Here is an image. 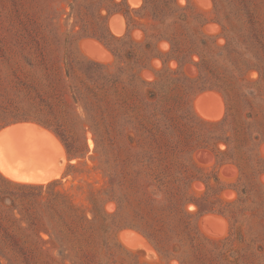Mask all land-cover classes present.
I'll return each instance as SVG.
<instances>
[{
    "label": "rangeland",
    "instance_id": "1",
    "mask_svg": "<svg viewBox=\"0 0 264 264\" xmlns=\"http://www.w3.org/2000/svg\"><path fill=\"white\" fill-rule=\"evenodd\" d=\"M32 116L61 122L70 152ZM16 120L65 150L32 125L60 146L54 173L11 177L6 143L28 133L8 127L3 175L56 182L103 255L39 243L53 195L0 176V264H264V0H0V128ZM128 224L163 254L126 248Z\"/></svg>",
    "mask_w": 264,
    "mask_h": 264
},
{
    "label": "trees",
    "instance_id": "2",
    "mask_svg": "<svg viewBox=\"0 0 264 264\" xmlns=\"http://www.w3.org/2000/svg\"><path fill=\"white\" fill-rule=\"evenodd\" d=\"M106 45H108V43H106ZM114 54L115 56L118 57V54L116 52ZM90 63L93 66L99 65L98 62H94V61H90ZM68 73L69 72H66L67 78L70 77ZM48 87L51 90L52 88L51 80H50V85ZM156 95L157 94L153 93L152 97L155 98ZM74 98H76L77 102L79 103V97L77 96L76 93H75ZM82 104H83V107L86 108V110H88L89 112L87 103L83 102ZM28 118H33L43 124L50 126L60 136V138L65 143L68 151L70 152V146H69L66 134H65V130L63 126L61 125V122H59L58 120L47 121L37 116H32ZM55 184L56 182L50 183L47 187H44L43 185H35V186L18 185V187L25 188V189H34V190L39 189L41 193L47 190L50 195H53V196H40L42 197L40 201L44 202L45 204L44 205V212L46 213L45 220L47 221V223H49L52 226V228L49 229L48 227H45L46 230H41L40 232L46 233L48 235V238L43 236V234L42 236L39 234L37 238L38 242L41 243L42 245H48V244H53L54 246L58 245L60 248L63 247L64 245L71 244L72 246V244H74V246H76L77 249L81 251L82 256H84L82 251H84L86 247L93 246L95 248L94 254L97 257L102 258L103 250L99 246V241H98L99 238L100 239L102 238V235L99 234L97 230H95L94 226L88 225L89 220L87 219V217L84 215V213L81 211L80 208L76 207L70 201V199H68L66 196H61V194L58 191L54 190ZM1 199H2V202H5L7 198L6 196L5 197L2 196ZM9 201H10L9 206L13 205L14 199L9 198ZM24 220L27 221L28 229H29V226L32 227V224L29 223L27 219H24ZM103 224L106 225L104 222ZM129 226L136 227L140 231H142L147 236V238L152 242V244L156 247V249L161 254H163V249L161 248L159 242L153 236V233L151 232L150 229L139 226L137 224H130ZM32 231L33 230L31 228V232ZM115 236H116V233H115ZM5 238H7L9 242L11 241V244H15L17 241V239H14L13 237L12 239L9 237H5ZM26 244H28L32 249V242H27ZM123 250L124 252L131 254L130 252L126 251L124 248ZM1 251L2 249L0 248V255L3 257H7L6 256L7 253L1 252ZM22 253L24 254V252ZM30 254L32 256V251H30ZM8 260L10 261V258H8Z\"/></svg>",
    "mask_w": 264,
    "mask_h": 264
},
{
    "label": "bare ground",
    "instance_id": "3",
    "mask_svg": "<svg viewBox=\"0 0 264 264\" xmlns=\"http://www.w3.org/2000/svg\"><path fill=\"white\" fill-rule=\"evenodd\" d=\"M212 111H214L213 108H212ZM202 113L205 116H210L212 112H208L205 110ZM212 115L218 116L219 114L215 112V113H212ZM31 127L29 125L25 127L28 133V134H25V136H23L22 134H21L22 136L15 134L13 138H10V140L11 139L12 140L6 143L7 144L6 148L5 147L4 148L13 154L11 158L13 161V162L11 161L13 165L7 164L3 170L4 172L7 173V175L14 177V178L44 180L50 177L54 173V171H52L45 164H43V158L46 157L50 161L52 158H54V156L57 153L59 154L61 152L60 146L57 144L55 140L50 143L49 137L44 136L45 134L38 136V132L32 133V131H29L31 130ZM15 128L14 129L12 128V129L15 130ZM18 131L20 130H17V132ZM38 131H42V130H38ZM6 134L7 133H5V135ZM36 135L39 137V139L33 141L32 137L33 136L36 137ZM8 139L9 137L7 138V140ZM4 148H1V150L3 151Z\"/></svg>",
    "mask_w": 264,
    "mask_h": 264
},
{
    "label": "water",
    "instance_id": "4",
    "mask_svg": "<svg viewBox=\"0 0 264 264\" xmlns=\"http://www.w3.org/2000/svg\"><path fill=\"white\" fill-rule=\"evenodd\" d=\"M109 21L107 22L108 25ZM109 28V26H108ZM110 32L115 36V34L113 33V31L109 28ZM17 125L16 128H18L19 126L21 127H27V125H29L30 127L33 125L35 126L37 129H41L42 131L46 132L48 135L52 136L56 141L58 140L61 145L64 148V145L61 141V139L57 136V134L48 126H45L39 122L36 121H31V120H16V121H12L10 123H7L5 125H3L0 128V132L8 127H12ZM10 131V129H9ZM16 141V139H15ZM65 150V148H64ZM66 153V152H65ZM67 157V156H66ZM0 176L4 177L6 180L10 181V182H14V183H18L15 181H12L10 179H8L7 177H5L2 173V171L0 170ZM18 184H24V185H39V184H35V183H18ZM40 185H44V184H40ZM121 231H126L124 233H122L121 237L118 236L119 240L122 242V244L125 245V247H130V248H145L146 243H150L151 241L147 238V236L140 230L138 229H134V228H123ZM119 235V234H118ZM146 242V243H145Z\"/></svg>",
    "mask_w": 264,
    "mask_h": 264
}]
</instances>
